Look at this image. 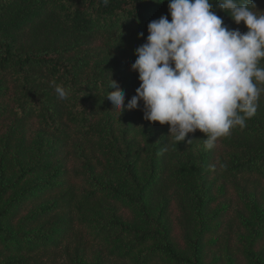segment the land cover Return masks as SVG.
I'll return each instance as SVG.
<instances>
[{"label": "trees", "instance_id": "trees-1", "mask_svg": "<svg viewBox=\"0 0 264 264\" xmlns=\"http://www.w3.org/2000/svg\"><path fill=\"white\" fill-rule=\"evenodd\" d=\"M214 10L230 29L246 27ZM163 15L171 21L168 0H0V121H12L0 160V264H219L209 257L224 247L221 230L243 215L231 200L213 206L216 182L223 198L237 190L249 215L246 263L264 264V91L246 127L217 140L228 152L219 164L201 131L177 143L170 125L144 119L142 101L120 115L106 97L111 79L125 104L136 94L135 50Z\"/></svg>", "mask_w": 264, "mask_h": 264}, {"label": "clouds", "instance_id": "clouds-1", "mask_svg": "<svg viewBox=\"0 0 264 264\" xmlns=\"http://www.w3.org/2000/svg\"><path fill=\"white\" fill-rule=\"evenodd\" d=\"M214 6L248 31L230 29ZM168 11L171 21L163 15L149 22L146 42L135 50L136 94L125 104V93L111 79L115 90L106 97L120 115L142 101L144 119L170 125L177 143L199 130L206 135L204 147L212 149L257 112L264 91V68L258 66L264 59V11L255 0H168ZM55 92L61 100L70 95L62 85Z\"/></svg>", "mask_w": 264, "mask_h": 264}, {"label": "rangeland", "instance_id": "rangeland-1", "mask_svg": "<svg viewBox=\"0 0 264 264\" xmlns=\"http://www.w3.org/2000/svg\"><path fill=\"white\" fill-rule=\"evenodd\" d=\"M264 11V10H261ZM241 32H247L246 27H243V29L240 30ZM260 88L264 89V83L259 85ZM11 119L8 118L7 120H1L0 121V160H2L3 155L5 154V149H3L6 139L9 137V132L11 128ZM123 128V127H122ZM39 133L35 130L30 129V133L28 134L29 139H35ZM77 143V144H76ZM76 146H80V142H75ZM78 148V147H77ZM215 161L219 163H227V150L223 148L220 142H216L215 144ZM78 152L76 153L77 156ZM79 154H81L79 152ZM12 158V157H11ZM12 163L16 165L17 168H19L17 159L13 157ZM10 161V160H9ZM69 168H76L80 172H86L85 171V166L83 162L78 163V165L73 164L71 161L68 163ZM7 169V166H5ZM212 180H216L215 175H213ZM224 190L222 184L220 182H216L214 184V194L217 200L214 202L213 206H228L229 201L231 200L233 202V207L232 211H238L239 214L243 215L242 217L237 216V218L233 217V222L232 224L229 225L228 228L224 226V230H221L222 239L224 241V247L220 252L212 253L211 256L209 257V260L213 263L218 262L219 264H247L244 257L242 256V251H243V243L245 241V238L247 237V230L243 226V221L246 216H249L248 213L244 210V203L239 200V193L237 190H234L233 188L229 189L228 194H227V199L223 198L220 194ZM249 195V194H248ZM227 200V201H226ZM228 202V203H227ZM115 210V209H114ZM116 212V210H115ZM118 214L120 215H128L126 212H121L118 211ZM178 210L177 207L174 205L172 207V219L175 224V237L179 242H181V231L179 227L176 225V220L178 217ZM236 215V214H235ZM224 234V236H223ZM217 235L211 236L210 240H216ZM264 247V243L262 245Z\"/></svg>", "mask_w": 264, "mask_h": 264}]
</instances>
